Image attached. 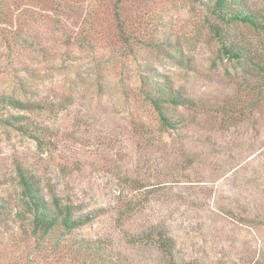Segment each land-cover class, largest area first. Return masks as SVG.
<instances>
[{
  "label": "rangeland",
  "instance_id": "374dc122",
  "mask_svg": "<svg viewBox=\"0 0 264 264\" xmlns=\"http://www.w3.org/2000/svg\"><path fill=\"white\" fill-rule=\"evenodd\" d=\"M116 2L102 0L98 28L108 29ZM28 4L37 14L26 21L29 46L8 51L0 30V97L41 108L3 109L0 119L26 115L48 137L39 148L0 120V197L16 202L20 165L94 217L78 236L108 243L122 264H264V78L243 77L219 57L204 4L122 0L129 41L117 43L112 29V42L94 52L64 47L74 21L57 1ZM60 18L71 30L56 26ZM157 31L170 36L168 58L144 44L165 41ZM151 71L195 103L176 111L185 119L176 130L160 131L138 93ZM149 235L172 239L174 261ZM28 249L11 247L0 264H30Z\"/></svg>",
  "mask_w": 264,
  "mask_h": 264
},
{
  "label": "trees",
  "instance_id": "16d2710c",
  "mask_svg": "<svg viewBox=\"0 0 264 264\" xmlns=\"http://www.w3.org/2000/svg\"><path fill=\"white\" fill-rule=\"evenodd\" d=\"M30 1L39 4V7L48 4V0H0V30L3 32L2 37L8 51L17 46L25 48L31 43L29 35L24 34L25 30L29 29L26 21L30 20L31 24H34L37 20L35 17L37 14L31 11L29 13ZM53 1L58 2L56 12L61 16L68 15L74 21L72 36L65 35L63 41L66 49L76 45L80 49L94 52L96 46L112 42V29H115L112 31L115 33L117 43L129 41L130 36L126 33L128 26L126 27L120 11L122 0H117L114 15L107 21V30L98 28L96 24L98 21L93 22L96 12L102 7V0ZM188 1L204 4L206 23L218 44L219 57L226 60L233 69L241 71L243 77L252 75L264 78V3L253 4L250 0ZM91 4L95 10H91ZM55 22L61 31L71 30L61 18ZM251 33L259 38L255 44L248 39V34ZM155 37L165 41L158 42L155 39L154 42L151 38L144 44L168 58L170 54L167 52L172 46L169 34L157 31ZM139 82L138 93L156 114L160 131L178 129L185 119L176 111L179 112L182 107L192 108L195 103L162 81L161 76L154 71L142 75ZM7 108L32 111L41 107L23 102L11 95L1 96L0 113ZM5 116L0 119L3 123L20 135L33 139L39 148L46 144L48 133L40 123L26 115ZM16 177L20 190L16 202L10 204L0 197V258L6 253H14L11 247L19 248L24 244L33 251L32 256L26 259L30 264H53L52 261L57 264H122L119 253L108 243L78 236L94 217L79 215L71 203L64 201L52 191H45L39 177L20 165L16 169ZM132 208L128 206L125 211L130 212ZM153 238V235H149L148 240L154 242L158 250L174 261L172 239L163 235ZM52 255H56L57 258L53 259ZM181 264L199 262L191 260Z\"/></svg>",
  "mask_w": 264,
  "mask_h": 264
}]
</instances>
